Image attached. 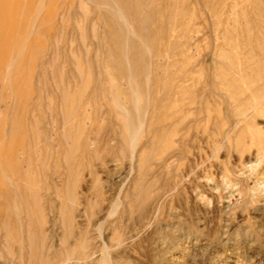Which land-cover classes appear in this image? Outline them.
I'll use <instances>...</instances> for the list:
<instances>
[{
  "label": "rangeland",
  "instance_id": "rangeland-1",
  "mask_svg": "<svg viewBox=\"0 0 264 264\" xmlns=\"http://www.w3.org/2000/svg\"><path fill=\"white\" fill-rule=\"evenodd\" d=\"M262 48L264 0H0V264H264Z\"/></svg>",
  "mask_w": 264,
  "mask_h": 264
},
{
  "label": "bare ground",
  "instance_id": "bare-ground-1",
  "mask_svg": "<svg viewBox=\"0 0 264 264\" xmlns=\"http://www.w3.org/2000/svg\"><path fill=\"white\" fill-rule=\"evenodd\" d=\"M252 32V31H251ZM253 36V35H252ZM251 42V41H250ZM262 50H264L263 48H262ZM172 51H169V54L171 53ZM221 52V51H220ZM223 52V51H222ZM176 53V52H175ZM174 54V53H173ZM252 54V53H251ZM251 54H250V56H251ZM236 57H238V56H236ZM219 58L221 59V60H223V62H225L226 61V63L228 64V66H229V68H230V70H229V74H237V73H239L241 76L240 77H246L247 75L246 74H244L243 73V69L241 68V65L239 64V61H238V59L237 58H235V56H226V55H224V54H222V53H220L219 54ZM4 60V59H3ZM6 60V59H5ZM1 62H3L2 60H0V68H1V66L2 65H4L3 63H1ZM247 62V61H246ZM249 62H250V69H252V70H254V71H256V70H260V75H259V82H263L264 81V62H263V64H262V66L260 67L259 65H257V66H253V67H251L254 63H255V60L254 59H249ZM257 64V63H256ZM247 65V64H246ZM255 65V64H254ZM227 66V65H226ZM220 67V66H219ZM259 68H261V69H259ZM171 70V69H170ZM224 72H225V70L223 71V68H222V66H221V73L218 75L219 76V90H224V89H230V90H232V93H234V95H235V92H237V96H239V94L238 93H241V91L239 90V91H237V90H234L235 89V86H238L239 84L241 85V82H243V81H239V80H237L236 78L234 79H228L225 75H224ZM244 72H246V70L244 71ZM168 73H169V71H168ZM172 73V72H171ZM226 73V72H225ZM258 73V72H257ZM250 77V76H249ZM258 77V76H257ZM232 78V77H231ZM260 80H263V81H260ZM250 81H251V79H250ZM254 82H255V80H254ZM176 84V83H175ZM256 84V83H255ZM255 84L254 83H252V82H245V83H243V88H244V92H248L249 90L250 91H256L257 90V86H255ZM171 85V84H170ZM263 86H264V83H263ZM172 88V87H171ZM172 90V89H171ZM223 92V91H222ZM250 94V93H249ZM244 96V95H243ZM246 96V95H245ZM232 97V96H231ZM165 98V97H164ZM242 98V97H241ZM258 97L257 96H255L253 93H252V95L250 96V100H244V101H252V102H256V103H258V99H257ZM176 99V98H175ZM179 100V99H178ZM240 100V98H238L237 97V101L236 100H234V97H232L231 99H230V101L231 102H233L234 104H238L237 102ZM242 100V99H241ZM163 101V100H162ZM166 101V100H165ZM243 104H245L244 102H242ZM241 104V103H240ZM254 105V104H253ZM252 105V106H253ZM237 106V105H236ZM157 107V106H156ZM251 107V106H250ZM256 107V106H255ZM246 108V107H245ZM254 108V107H253ZM249 109V108H248ZM242 113H245L244 112V110H247V109H243V107L242 108H240L239 109ZM156 111V110H155ZM239 111V112H240ZM186 113V112H185ZM187 114V113H186ZM185 114V115H186ZM154 115V114H153ZM181 116V115H180ZM247 116V115H246ZM152 118H153V116H152ZM183 118H185V117H183ZM187 119V118H186ZM186 119H181L180 120V123H184L185 122V120ZM140 124H141V126H142V124H143V120L142 119H140ZM155 123H156V121H155ZM162 128V127H161ZM156 132V131H155ZM163 132V131H162ZM163 133H165V132H163ZM169 133V132H168ZM153 134H155V133H153ZM206 137V136H205ZM183 139V141H182V143L183 144H186L187 143V139H185L184 137L182 138ZM174 140V139H173ZM133 141V143L135 142V138L132 140ZM190 142V141H189ZM217 145V144H216ZM185 145H183V147H184ZM134 147H135V143H134ZM180 148H182V147H180ZM194 148H195V146H194ZM197 150V149H196ZM191 151V150H190ZM189 166H191V165H189ZM140 168L142 169V167L140 166ZM191 169V168H190ZM141 172V171H140ZM184 173V171L183 172H181L180 174L183 176V175H185V173ZM143 176V175H142ZM188 176V175H187ZM141 178V177H140ZM167 178V177H166ZM172 185V184H171ZM179 186V185H178ZM152 187V186H151ZM165 187V186H164ZM180 187V186H179ZM150 188V187H149ZM148 189V188H147ZM150 190H151V188H150ZM148 191V192H146V194L145 195H150L151 194V191ZM163 190H165V188H162L161 189V191H160V194H162L161 192H164ZM142 192V190L141 191H138V195L140 194ZM159 192V191H158ZM145 193V192H144ZM143 193V194H144ZM152 193H154L153 192V190H152ZM137 194V193H136ZM157 194H159V193H157ZM144 195V197H146ZM147 195V196H148ZM157 196V195H156ZM165 196V195H164ZM136 198V197H135ZM140 198V197H139ZM138 198V199H139ZM141 198H143V195H142V197ZM153 198H155V196L153 197ZM164 198V197H163ZM144 199V198H143ZM152 200V199H151ZM154 200V199H153ZM155 201V200H154ZM157 201V200H156ZM160 201V200H159ZM135 202H136V200H135ZM129 203H131V201L129 202ZM132 203H133V200H132ZM144 204V203H143ZM147 204V203H146ZM135 205H137V206H140V205H142V203H141V201H140V203L139 202H136V203H134L133 204V206H135ZM136 206V207H137ZM146 206L147 205H145V209H146ZM131 209H132V205H131ZM137 209H139V208H137ZM141 211H140V213L142 212V209H140ZM146 212V211H145ZM142 215V214H141ZM139 217H141V216H139ZM138 217V218H139ZM144 217V216H143Z\"/></svg>",
  "mask_w": 264,
  "mask_h": 264
}]
</instances>
